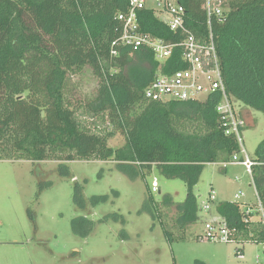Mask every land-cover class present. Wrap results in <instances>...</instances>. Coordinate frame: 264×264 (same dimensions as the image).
I'll return each mask as SVG.
<instances>
[{"label":"trees","instance_id":"16d2710c","mask_svg":"<svg viewBox=\"0 0 264 264\" xmlns=\"http://www.w3.org/2000/svg\"><path fill=\"white\" fill-rule=\"evenodd\" d=\"M133 1L0 0V160L58 161L66 167L78 160H113L133 179L142 168H156L184 180L188 196L176 202L172 195L161 201L150 195L146 209L168 225L162 207L175 206L174 226L183 230L200 219L194 187L204 166L230 162L241 147L220 125L219 93L203 101L146 97L159 70L170 74L187 63L181 46L160 62L151 48L132 51L117 44L119 14ZM176 1L197 37H207L211 28L230 97L264 112V0H227L223 18L212 17L211 24L204 0ZM138 17L145 34L172 43L184 39L153 8L139 10ZM87 71L97 81L95 90L73 98L74 78ZM118 133L125 144L114 148L109 140ZM256 152L261 164L254 166L253 179L264 205V141ZM215 208L233 242L264 243L263 223L247 220L248 208L259 213L255 203L221 201ZM165 231L172 240L173 232Z\"/></svg>","mask_w":264,"mask_h":264},{"label":"rangeland","instance_id":"374dc122","mask_svg":"<svg viewBox=\"0 0 264 264\" xmlns=\"http://www.w3.org/2000/svg\"><path fill=\"white\" fill-rule=\"evenodd\" d=\"M147 5L156 7L154 0H147ZM74 82L73 98L90 94L97 86L89 71ZM234 103L247 121L243 147L259 165L256 150L264 141V112ZM125 140L118 133L109 145L118 148ZM244 156L242 152L240 157ZM142 170L133 179L113 160H78L67 167L58 161L37 165L28 160H0V264H264L263 242L200 237L207 222L217 216L215 205L203 208L212 190L215 203L257 202L253 176L244 166H204L194 187L200 219L183 230L174 226L175 206L169 211L162 207L168 226L152 216L145 201L150 195L156 201L172 195L174 201L184 202L187 183L167 178L156 168L150 173ZM165 228L173 232L172 240Z\"/></svg>","mask_w":264,"mask_h":264},{"label":"built area","instance_id":"2783aa9c","mask_svg":"<svg viewBox=\"0 0 264 264\" xmlns=\"http://www.w3.org/2000/svg\"><path fill=\"white\" fill-rule=\"evenodd\" d=\"M204 9L209 17H217L220 20L224 16L227 0H204ZM155 6H148L147 0H134L127 12L119 14V20L123 24L122 35L117 44L129 47L132 51L141 48H151L157 60L164 62L167 60L176 46L183 48V60L187 67L179 69L173 73L165 74L160 70L156 77L145 89L148 99L156 101L169 100H205L208 96L219 93L220 98L216 105L219 114V122L227 135L236 138L241 147V153L245 156L240 157L241 153L233 155L228 163L240 164L246 171L253 176V168L256 162L247 154L243 147V130L247 121L238 112L234 100L227 92L224 82L217 44L210 28L209 35L205 38L197 37L186 24V9L176 0H154ZM150 7L174 32L181 31L184 39L178 43L168 42L165 39L156 37L152 34H145L141 30L138 12L139 10ZM158 7V8H157ZM164 13H167L165 15ZM115 45V44H114ZM117 54V49L113 50ZM157 188H154L156 191ZM243 195V192L241 193ZM257 202L255 203L258 214L251 208L246 210L249 221H260L264 225V205L256 190ZM216 193H210L208 200L203 203V208L209 210L216 203ZM256 219H255V218ZM202 239L213 241L232 242L230 229L226 220L217 214L215 218L207 222L205 232L200 235Z\"/></svg>","mask_w":264,"mask_h":264},{"label":"crops","instance_id":"0c3cea01","mask_svg":"<svg viewBox=\"0 0 264 264\" xmlns=\"http://www.w3.org/2000/svg\"><path fill=\"white\" fill-rule=\"evenodd\" d=\"M257 190V189H256ZM200 217V216H199Z\"/></svg>","mask_w":264,"mask_h":264}]
</instances>
